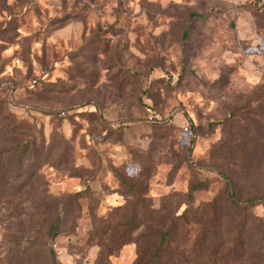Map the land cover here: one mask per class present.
<instances>
[{"label": "rangeland", "instance_id": "374dc122", "mask_svg": "<svg viewBox=\"0 0 264 264\" xmlns=\"http://www.w3.org/2000/svg\"><path fill=\"white\" fill-rule=\"evenodd\" d=\"M262 195L264 0H0V264H264Z\"/></svg>", "mask_w": 264, "mask_h": 264}, {"label": "trees", "instance_id": "16d2710c", "mask_svg": "<svg viewBox=\"0 0 264 264\" xmlns=\"http://www.w3.org/2000/svg\"><path fill=\"white\" fill-rule=\"evenodd\" d=\"M264 199V195L262 196H258L255 198H251L248 199V201L254 202V201H258V200H262ZM52 207H59L57 201L53 202ZM64 211L62 209H59L58 211L54 212V220L53 222L48 225L46 227V231H45V235L47 237H51L54 235V233L57 231L59 223H61V217L63 215ZM170 233L169 228L165 229L162 231V233L160 234V238L158 240L157 243H155L153 245V250H152V254L146 258V259H142L140 256H138L136 258V260L134 261L133 264H216V261L218 260V251L217 249H212L210 252H208V254H206V256L204 255L203 257H197L193 260H190V256L184 255L181 252H177V254L179 255L178 257H176V259L173 258H168L167 260L162 261V257L164 254L166 255H170L172 249L170 248V246H168L169 244V238L168 235ZM40 238L44 237L42 235V232L39 233ZM204 241V239H203ZM44 242L42 243V247L44 246V250L43 248H39L37 251L39 254H44L46 256V258L48 259V261L52 262V264H55V259H54V254H53V249L52 248H47L45 246ZM221 255V254H220Z\"/></svg>", "mask_w": 264, "mask_h": 264}]
</instances>
